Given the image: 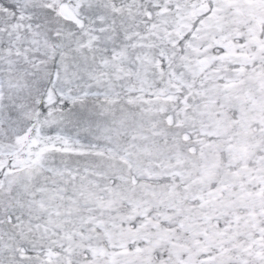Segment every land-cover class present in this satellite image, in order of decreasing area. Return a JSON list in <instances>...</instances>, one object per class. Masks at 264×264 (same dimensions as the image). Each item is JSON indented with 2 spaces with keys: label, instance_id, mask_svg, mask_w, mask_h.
I'll use <instances>...</instances> for the list:
<instances>
[{
  "label": "snow or ice",
  "instance_id": "obj_1",
  "mask_svg": "<svg viewBox=\"0 0 264 264\" xmlns=\"http://www.w3.org/2000/svg\"><path fill=\"white\" fill-rule=\"evenodd\" d=\"M0 264H264V0H0Z\"/></svg>",
  "mask_w": 264,
  "mask_h": 264
}]
</instances>
